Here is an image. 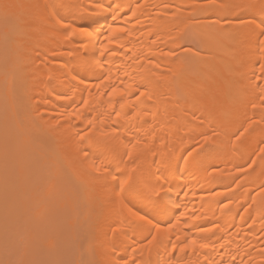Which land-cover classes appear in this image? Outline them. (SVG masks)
Instances as JSON below:
<instances>
[{
	"label": "bare ground",
	"instance_id": "1",
	"mask_svg": "<svg viewBox=\"0 0 264 264\" xmlns=\"http://www.w3.org/2000/svg\"><path fill=\"white\" fill-rule=\"evenodd\" d=\"M103 3L112 9L93 12L95 0H0V264H53L62 255L113 264H132L133 256L136 264H264V79H257L264 0ZM4 4L26 7L6 14ZM81 15L91 24L86 34L57 23H85ZM97 61L123 97L105 94ZM77 73L91 94L75 87ZM137 89L152 99H136ZM121 100L126 118L115 124L110 154L132 151L141 167L160 168L169 197L157 220L180 221L171 241L151 248H138L151 226L121 210L79 151L88 147L78 137L87 119L97 135L112 131ZM133 108L139 115H128ZM133 137L141 141L135 147ZM117 226L123 235L113 236ZM192 239L197 244L181 252Z\"/></svg>",
	"mask_w": 264,
	"mask_h": 264
},
{
	"label": "snow or ice",
	"instance_id": "2",
	"mask_svg": "<svg viewBox=\"0 0 264 264\" xmlns=\"http://www.w3.org/2000/svg\"><path fill=\"white\" fill-rule=\"evenodd\" d=\"M2 7L6 10L10 9H17L22 10L26 6L25 5H14V4H4ZM29 7H38V6H29ZM112 4H109L107 7L104 6L103 0H95V6L92 7L93 12H108L109 9H112ZM142 7L141 4L137 3L136 8L139 9ZM217 8H235L237 11H243L246 9H250L252 5H228L225 6L223 4L215 5ZM121 9V5L116 4L114 12H119ZM135 15V12L132 13ZM260 24H259V36L264 37V5L260 6ZM111 18L113 20L116 19L115 15H112ZM16 19L19 24H24L26 22V15L22 11L16 14ZM79 20L85 21V23L77 25L75 21L71 24H66L64 19L61 17L57 20V23L64 25L65 28L71 29L72 32H78L80 34H86V28L91 27V24L87 23L88 16L81 15L78 17ZM119 31L123 32L125 29H119ZM105 41L108 43L112 42V33L109 32L108 35L104 37ZM260 46V60L258 66L261 71V77H257V79H264V40L259 41ZM109 51L108 48L105 46L99 50V56L104 57L105 60V52ZM110 55H115L114 51L109 52ZM55 55V53H54ZM68 55H73V52H69ZM88 54L87 52L84 53L86 57ZM174 55V53L172 54ZM80 59L79 57H76ZM84 63L87 64L88 61L84 60ZM96 67L104 69L101 73V76L98 77L99 83L106 85L105 94L112 97V96H124L123 91L120 87L117 86L116 83L108 84L107 82L111 80L110 70L104 68V63L102 61L96 62ZM79 73L76 75L71 76L72 81H77L75 87L83 86V92H89L90 89L85 84L86 77L83 79L78 80ZM119 84L123 85V80L119 81ZM94 87L98 88V85H94ZM131 87V85H128ZM83 95V93H81ZM135 98L138 99L139 97H147L148 100L152 99V96L148 94L147 91H139L137 89L136 93L134 94ZM63 99H67L68 97H61ZM261 104L264 105V96L260 97ZM111 104L112 102L109 101ZM131 103V101H129ZM88 105L87 99H82L81 106L86 107ZM118 110H113L110 114L111 116L116 117V121L112 124H109L108 127L112 129L110 132H100L98 135L96 133V123L94 119H87V128L85 129L83 134L78 133V137L80 141H83L85 145L88 147H82L79 149L84 159L90 161L91 171L94 174H98V178L103 179L109 186L110 190L112 191L115 200L118 202L121 210H126L127 214L130 217L135 218L138 221L143 222L144 225H150L151 227L148 229L149 237L146 238V243H141L138 248H151L153 245H157L158 241L160 244H163L164 239L171 241L172 236L168 235L172 232L173 229L177 227L180 223L179 219L173 223L171 221H159L157 220L156 213L158 212H166V205L169 197V189L166 184V176L161 172L160 168H157L156 172H152L150 168L141 167L139 161L140 156L133 155L132 151H125L122 155H115L110 154V144L112 137H118L119 133L116 130L115 124L118 123L120 120L125 119V115L123 114L124 104L123 100L117 102ZM253 108L256 107L255 104L252 105ZM136 107H140V105H136ZM139 115V113L135 112V108L132 109V112L128 115ZM147 115V113H144ZM73 116H77L76 113L72 114ZM77 118H79L77 116ZM99 119V117H97ZM102 122V121H101ZM255 123V121H254ZM251 126V125H249ZM247 131V129H245ZM242 135V133L240 134ZM136 144H140V140H136L133 137ZM211 137L204 136L203 141L205 144L209 143ZM239 139V136H237ZM131 143V142H130ZM261 153H264V148L260 149ZM90 152H94L96 159H92L90 157ZM97 160L100 162L97 163ZM187 163V161H185ZM252 163H255L253 161ZM123 166V170L122 167ZM171 166V158L169 157L168 167ZM241 171L244 169L241 168ZM113 236L116 233H120L123 235L122 228L120 226L114 227L111 229ZM165 234L162 236L161 234ZM179 238L178 236L176 237ZM197 241L192 239L189 242H184V247L179 249L181 252L184 251L186 248L195 246ZM173 252L177 250L176 245H171ZM200 247H208L206 244H201ZM115 247L112 248V252L115 253ZM134 253L137 252V249L132 250ZM80 264H113V262L105 261H95V260H88V261H81ZM123 264H129V261L125 259ZM132 264H136L135 256L132 257Z\"/></svg>",
	"mask_w": 264,
	"mask_h": 264
},
{
	"label": "rangeland",
	"instance_id": "3",
	"mask_svg": "<svg viewBox=\"0 0 264 264\" xmlns=\"http://www.w3.org/2000/svg\"><path fill=\"white\" fill-rule=\"evenodd\" d=\"M200 1H201V2H206V0H200ZM79 228H80V226H79L78 228H76L75 231L79 230ZM84 229H85V228H83V227L80 228L81 231L79 230V232L82 233L81 235H83V233H84V231H85ZM82 231H83V232H82ZM77 232H78V231H77ZM79 234H80V233H79ZM79 234H78V235H79ZM77 238H78V237H77ZM79 240H80V239H79ZM75 242H77V241H75ZM82 242H83V241H81V243H82ZM81 243L79 244V242H78L79 246H78V245H77V246H78L79 248L76 247L75 245H73L74 248H78V249L81 251V250L84 248L83 245H85V244H81ZM81 245H82V246H81ZM81 247H82V248H81ZM72 248H73V247H72ZM74 248H73L72 251L75 252V251L78 250V249L75 250ZM78 252H79V251H78ZM71 254H72V253H71ZM71 254H70V255H71ZM73 254H74V253H73ZM75 254H76V253H75ZM77 254H79V253H77ZM72 256H75V255H72ZM62 257H64V258H63L64 260L67 259L68 261H69V259H71L70 256H68V257H69V258H68L67 256L62 255V256L60 257V260H61ZM65 257H66V259H65ZM77 257H79V259H75V258H77ZM73 258L75 259V261H74V260L72 261ZM82 258H83L84 261H86V258L84 259V257H82L81 255H79V256H76V257H72L71 261H69V262H68V261H64L63 259H62L63 261H62V260L60 261V260L58 259L57 261H54L53 264H59V263H62V264H63V262H64V263L66 262L65 264H73V263H75V264H77V263L80 264V262L82 261ZM58 261H60V262H58ZM55 262H56V263H55Z\"/></svg>",
	"mask_w": 264,
	"mask_h": 264
}]
</instances>
